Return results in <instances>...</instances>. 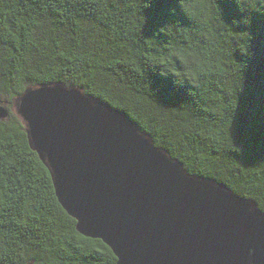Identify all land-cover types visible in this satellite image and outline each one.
<instances>
[{
    "label": "trees",
    "instance_id": "1",
    "mask_svg": "<svg viewBox=\"0 0 264 264\" xmlns=\"http://www.w3.org/2000/svg\"><path fill=\"white\" fill-rule=\"evenodd\" d=\"M77 85L264 210V0H0V99ZM12 103L8 109L11 110ZM0 119V264H117Z\"/></svg>",
    "mask_w": 264,
    "mask_h": 264
},
{
    "label": "water",
    "instance_id": "2",
    "mask_svg": "<svg viewBox=\"0 0 264 264\" xmlns=\"http://www.w3.org/2000/svg\"><path fill=\"white\" fill-rule=\"evenodd\" d=\"M9 103L79 233L117 264H264L258 203L190 172L126 112L63 82L0 99L1 120Z\"/></svg>",
    "mask_w": 264,
    "mask_h": 264
}]
</instances>
